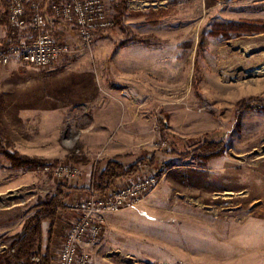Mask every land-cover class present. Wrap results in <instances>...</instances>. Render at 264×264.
<instances>
[{
	"label": "rangeland",
	"instance_id": "rangeland-1",
	"mask_svg": "<svg viewBox=\"0 0 264 264\" xmlns=\"http://www.w3.org/2000/svg\"><path fill=\"white\" fill-rule=\"evenodd\" d=\"M102 1L114 27L91 46L60 24L73 52L55 66H0V255L66 185L43 243L56 262L96 165L149 158L114 189L157 172L159 185L106 216L90 264H264V0ZM224 25L239 33L215 36ZM33 34L9 27L0 0V46ZM207 142L224 155L201 159ZM62 163L79 168L76 182L43 171Z\"/></svg>",
	"mask_w": 264,
	"mask_h": 264
},
{
	"label": "built area",
	"instance_id": "built-area-1",
	"mask_svg": "<svg viewBox=\"0 0 264 264\" xmlns=\"http://www.w3.org/2000/svg\"><path fill=\"white\" fill-rule=\"evenodd\" d=\"M8 24L12 30H31L29 38L0 46V66L12 62L26 64L41 70L55 66L64 56L73 52L70 45L60 42L54 31L60 24L77 30L86 46H91L96 37L114 27L102 0H46L44 4L31 1L28 14V0H6ZM60 181L76 182L80 176L77 166L71 164L46 165ZM163 173L149 174L129 180L124 186L99 195L94 190L85 198L70 203V209L77 220L65 237L59 257L53 264H90L87 244L95 243L103 235L106 216L118 213L143 201L160 183Z\"/></svg>",
	"mask_w": 264,
	"mask_h": 264
},
{
	"label": "trees",
	"instance_id": "trees-1",
	"mask_svg": "<svg viewBox=\"0 0 264 264\" xmlns=\"http://www.w3.org/2000/svg\"><path fill=\"white\" fill-rule=\"evenodd\" d=\"M253 25L248 23L241 24L240 28L251 30ZM236 26L224 25L215 28L214 35L223 36L229 39L232 33L237 32ZM4 46H8L9 42L4 41ZM244 100L240 102V106H244ZM201 159L208 161L214 157L224 155L223 143H205L197 150ZM39 160V159H38ZM37 159H25L26 164L30 168H35L43 164V161ZM154 160H140L135 164L126 167L118 159L108 161L104 166L97 164L92 175L91 186L89 192L94 190L99 195H104L113 190L116 185L127 178L138 176L141 173L142 168L150 165H154ZM39 163V165H38ZM43 166V165H41ZM70 190L66 185L60 186L55 193L39 204L36 209L37 212L27 219L23 230L20 234L16 235L11 245L1 253L0 264H53V260L49 253L50 247L45 250L44 243V229L45 223L49 224L51 228L48 233V239H50L53 233L54 226L59 219V214L66 206V191ZM50 237V238H49Z\"/></svg>",
	"mask_w": 264,
	"mask_h": 264
},
{
	"label": "crops",
	"instance_id": "crops-1",
	"mask_svg": "<svg viewBox=\"0 0 264 264\" xmlns=\"http://www.w3.org/2000/svg\"><path fill=\"white\" fill-rule=\"evenodd\" d=\"M31 1H38V2H40L41 4H44L45 3V1L46 0H28V4H27V7H28V14L30 13V10H31ZM5 37V36H4ZM3 37V38H4ZM6 39H7V36L5 37ZM91 181H92V176H91V178H90V181H89V186L88 185H86L85 187H86V189L88 188V190H89V187L91 186ZM85 194H87V195H89V191L87 192H85ZM73 216V218H71V221H69V222H71V223H74L76 220H77V215H75V214H72L71 215V217ZM60 218L62 219V217L60 216ZM67 222H68V220H67ZM49 225V224H48ZM55 228H57V226L55 227ZM55 231V230H54ZM47 237H48V233L47 234H45V239H47Z\"/></svg>",
	"mask_w": 264,
	"mask_h": 264
}]
</instances>
